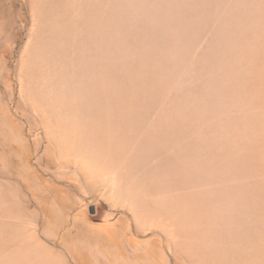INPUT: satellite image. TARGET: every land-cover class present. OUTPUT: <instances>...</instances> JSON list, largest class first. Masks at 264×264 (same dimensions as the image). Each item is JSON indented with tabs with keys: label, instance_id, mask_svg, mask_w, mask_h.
I'll return each instance as SVG.
<instances>
[{
	"label": "rangeland",
	"instance_id": "1",
	"mask_svg": "<svg viewBox=\"0 0 264 264\" xmlns=\"http://www.w3.org/2000/svg\"><path fill=\"white\" fill-rule=\"evenodd\" d=\"M111 224L126 264H264V0H0V264Z\"/></svg>",
	"mask_w": 264,
	"mask_h": 264
},
{
	"label": "crops",
	"instance_id": "2",
	"mask_svg": "<svg viewBox=\"0 0 264 264\" xmlns=\"http://www.w3.org/2000/svg\"><path fill=\"white\" fill-rule=\"evenodd\" d=\"M101 229L104 233L114 231L116 240L110 241L105 247L92 244L77 247L74 242L67 239L64 243L65 250H62V253L65 257L70 255L76 264H126L128 257L122 243L126 228L119 224H111Z\"/></svg>",
	"mask_w": 264,
	"mask_h": 264
},
{
	"label": "water",
	"instance_id": "3",
	"mask_svg": "<svg viewBox=\"0 0 264 264\" xmlns=\"http://www.w3.org/2000/svg\"><path fill=\"white\" fill-rule=\"evenodd\" d=\"M91 212L94 213V208L93 207L91 208Z\"/></svg>",
	"mask_w": 264,
	"mask_h": 264
}]
</instances>
